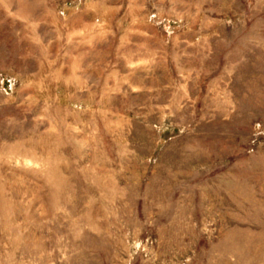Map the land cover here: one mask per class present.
Segmentation results:
<instances>
[{"label": "rangeland", "instance_id": "374dc122", "mask_svg": "<svg viewBox=\"0 0 264 264\" xmlns=\"http://www.w3.org/2000/svg\"><path fill=\"white\" fill-rule=\"evenodd\" d=\"M0 264H264V0H0Z\"/></svg>", "mask_w": 264, "mask_h": 264}, {"label": "built area", "instance_id": "2783aa9c", "mask_svg": "<svg viewBox=\"0 0 264 264\" xmlns=\"http://www.w3.org/2000/svg\"><path fill=\"white\" fill-rule=\"evenodd\" d=\"M152 19H153V20L155 19L154 16L152 17ZM164 26H165V25H164ZM165 31L169 33V31H171V30H170V26H166V27H165Z\"/></svg>", "mask_w": 264, "mask_h": 264}]
</instances>
